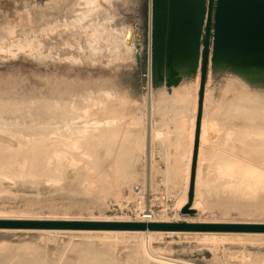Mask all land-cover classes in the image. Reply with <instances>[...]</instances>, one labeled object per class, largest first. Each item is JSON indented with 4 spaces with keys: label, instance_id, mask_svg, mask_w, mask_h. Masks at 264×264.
Masks as SVG:
<instances>
[{
    "label": "rangeland",
    "instance_id": "obj_1",
    "mask_svg": "<svg viewBox=\"0 0 264 264\" xmlns=\"http://www.w3.org/2000/svg\"><path fill=\"white\" fill-rule=\"evenodd\" d=\"M148 43L149 0H0V104L3 107L0 112V139L4 143H16V137L2 130L20 131L27 135L34 133L37 136L42 128L63 126L62 129H66L67 126L61 121L63 116L74 118L77 115L72 125L77 126L80 122L78 126H81L84 117H97L95 113H98L101 104L98 102L105 97L103 91L113 88L118 96H125L128 104L138 113V127L121 128L124 131L118 136L120 144L116 145L136 147L140 162L143 157L140 147H143L145 138L143 120L148 83ZM239 70L232 66L216 67L210 63L205 95L209 122L221 124L231 116L234 110L232 105L240 101L241 92L264 94L263 78H247L241 76ZM198 73L199 65L195 72L184 73L180 83L188 86L190 112L198 90ZM152 86L159 94L167 96L165 108L163 101L158 107L159 118L164 121L169 110L173 117H179L178 112H182L176 104L184 105L186 99L172 98V92H168L164 83L156 81L154 75ZM90 94L93 97L87 96ZM61 97L65 101L69 97L70 101H76H72L73 104L68 100L69 105ZM51 104L54 109L56 107L55 112L57 110L62 114L51 113L44 108ZM68 106L71 107L67 108L70 111H65ZM82 107H89V113L91 111L93 114L83 116ZM71 110L77 114H72ZM126 120L128 118L122 121ZM184 120L189 122L188 119ZM56 121L61 124L54 123ZM242 124V117H237L231 125ZM96 131L103 133L98 129ZM179 133V129L173 127L170 134L174 135V139L162 142L157 147L163 151L172 147H186L189 138ZM209 138L207 149L212 148V142L219 138V132L211 129ZM99 140L101 137H93L88 143L82 141V147H99ZM91 142L93 146L89 145ZM261 145V139L253 136L247 137L245 142L228 140L223 147L228 152L241 155L243 151ZM174 156L180 159L178 153H171L170 159ZM214 165L212 161L206 162L204 174L213 175ZM95 171L102 173L101 165L96 164ZM86 177L81 168L66 164L58 181L44 177L0 178V219L48 222L115 219L109 211L108 201L121 200L110 195L101 204L95 205L89 195L78 192ZM212 178L209 176V179ZM179 182L183 185V178ZM136 183L139 180L133 179L129 186H124L119 192L128 196ZM168 189L171 190L165 187L167 192ZM226 192L208 193L206 197L211 201L210 208H199L193 214L194 218L187 221L264 224V187L242 195L240 192H231L232 195ZM170 215L167 221L185 219L176 216L175 212ZM195 232L203 231L169 234L168 237L167 234L163 237L154 235L153 245L167 256L191 260L196 264H249L242 260L243 252H251L253 258L259 260L252 264H264V230L225 231L233 233L219 244ZM142 244V236L136 233L109 235L101 230L0 227V252H3L0 264H165L145 257Z\"/></svg>",
    "mask_w": 264,
    "mask_h": 264
},
{
    "label": "bare ground",
    "instance_id": "obj_2",
    "mask_svg": "<svg viewBox=\"0 0 264 264\" xmlns=\"http://www.w3.org/2000/svg\"><path fill=\"white\" fill-rule=\"evenodd\" d=\"M62 24L64 25V23ZM63 25L60 24V26ZM64 30L62 29V31ZM239 71L242 73L241 76L247 78H254L256 80L259 78L264 79L263 72L255 73L242 70ZM186 72L188 71H184L183 74ZM147 75L146 110L143 120L145 138L143 147H140V149H143V157L140 162L138 158L139 150L136 147L134 148L137 151H135L133 147H118V145H116V143L120 144L118 142V136L124 131L121 128L129 129V127H138V113L128 104L125 96H118V92L112 90V88L103 91L105 97L98 102L101 103L98 113L96 114V111L94 112L97 117L95 119L84 117L85 120L81 126H78L80 124L79 121L77 126L72 125L75 123L74 118H76L77 113L74 114L71 110L72 114L76 116L72 115L74 118H69L68 115V118L63 116V120H61L67 126L66 129H62L63 126H60L61 128H59V126L56 128H42L38 130L37 136H35L34 133L27 135L20 131L2 130L4 133L16 137V143L15 145L4 143L0 139V178L44 177L49 180L58 181L62 177V167L68 164L75 168H81L82 172L87 175L81 183L84 185L81 186V190L78 192L89 195L90 200L95 205L101 204L111 195L121 201H135V207L141 208L144 203L148 202L150 193H155V190L158 189L159 184L157 174H161L163 176L162 178L165 187H170L171 190H168L174 195L172 212H175L176 216H183L185 218L183 220L187 221L188 218L193 219V214L182 213L179 209L182 210V208L189 202L195 134L199 110L201 63H199V73L197 78L198 90L192 106L190 105L191 112L188 103L189 89L187 84H180V82L178 85H173L170 88L168 87V92H172V98L186 99L183 102L184 105L176 104L177 109L182 113L178 112L180 116L174 117L176 120L175 127L179 129L180 136L189 138L188 142L185 144L186 147H172L171 149L168 148L164 151L160 147H157V145L162 142L167 143L169 139H174V135L170 134V130H172L173 127H171L167 121L169 119L170 110L167 116L163 118L164 121L159 118L161 114L158 113V107L163 101L162 104L165 108L164 102L167 99V96H165L164 93L159 94V92H157L152 86L151 79L153 78L154 73L148 70ZM208 82L209 76L207 75L202 107L199 149L196 162L195 192L191 206L195 210H198L199 208H203L204 210L210 208L211 201L206 197L208 193H218L220 190H223L230 192L229 194H231V192H240L242 195L250 190L256 192L258 187H264V94L241 92L239 94L240 101H237L232 105L234 110L231 116L221 124H215L209 122L207 118V99L205 98V95L207 94ZM117 89L118 87L116 90ZM87 96H91V94ZM70 97L67 99L69 100ZM56 99L58 101V97ZM61 99L64 100L62 97ZM68 100H64V102L67 103ZM72 101L76 100H71L70 103H73ZM124 101L126 103H124ZM59 103L62 105L64 104L61 101ZM44 108L50 110L51 113L55 112L56 109V107L55 109L52 107V104L51 106L46 105ZM67 108L71 109V107L68 106L65 108V111H70V109L68 110ZM1 110H3V107L0 104V112ZM76 111H81V109L74 110V112ZM56 112L61 113L57 110ZM81 113L84 114L83 116H88L86 114L89 113V107H84L83 112L81 111ZM90 113L92 112L90 111ZM237 117H242L243 124L241 126H232L231 124L234 123V120ZM123 118H128V120L123 122ZM184 119H188L187 121L189 122H185ZM52 121L53 120L51 119V122ZM57 122L61 124L60 121L54 123ZM50 123L48 122V124ZM95 128L103 133H95L97 132ZM211 129L219 132V138L215 142H212L211 149H207L206 144L210 140L209 133ZM253 136L261 139L262 147L248 149L243 151L241 155L235 154L231 151L228 152L223 147L228 140L245 142L247 137ZM88 137L89 140H92L93 137H101V141L99 140V147H82V141L89 142ZM89 145L93 146L94 143L91 142ZM157 150L161 153L160 159L156 157ZM171 153H178L181 161L176 156H174L173 159H170ZM159 160L165 162L164 168H159V165L157 164ZM209 161L214 162L215 173L207 176L204 174V167L205 163ZM181 162H183V164ZM96 164L101 165L102 173L98 174L95 171ZM209 176H213V178L209 179ZM182 178L183 185L179 182V179ZM133 179L139 180V183L142 184L140 191H134V186H132V192H130L128 196L120 193L119 190L126 185L129 186ZM224 199L220 201L222 202ZM161 217L167 220L166 218L171 217L170 211L164 210ZM211 221L215 222L216 220ZM101 232L109 235L113 233L139 234L142 236V249L144 250L145 257L155 259L165 264H196L191 260L167 256L164 252L156 249L153 245L154 235L163 237L166 234H188V230H157L146 228L134 230H101ZM195 233L199 234L204 239L212 241L214 244H219L233 232L203 231ZM1 253L3 252H0V256L2 255ZM241 258L249 264H252L255 261L259 262L257 258H253L251 252H243Z\"/></svg>",
    "mask_w": 264,
    "mask_h": 264
},
{
    "label": "water",
    "instance_id": "obj_3",
    "mask_svg": "<svg viewBox=\"0 0 264 264\" xmlns=\"http://www.w3.org/2000/svg\"><path fill=\"white\" fill-rule=\"evenodd\" d=\"M199 63V110L189 202L181 210L187 214L196 213L191 206L194 200L202 107L209 65L214 63L216 67L232 66L242 71L264 73V0H149L148 70L154 73L156 81L169 88L178 85L183 80V72H195ZM0 227L76 230H264V224L260 223L119 219L51 222L0 219Z\"/></svg>",
    "mask_w": 264,
    "mask_h": 264
},
{
    "label": "built area",
    "instance_id": "obj_4",
    "mask_svg": "<svg viewBox=\"0 0 264 264\" xmlns=\"http://www.w3.org/2000/svg\"><path fill=\"white\" fill-rule=\"evenodd\" d=\"M156 157L161 158V153L157 150ZM165 163L160 161L159 168H164ZM163 176L157 174L158 189L155 193H150L148 202L144 203L143 207H135V201H117L110 199L108 201L109 211L114 214L115 219L119 220H133V221H167L161 217L163 211L172 212L174 195L171 192L165 190L163 183ZM142 187L141 183H136L133 187L134 191H140ZM134 203V204H133ZM172 221H178V219H170ZM169 235H167L168 237Z\"/></svg>",
    "mask_w": 264,
    "mask_h": 264
},
{
    "label": "crops",
    "instance_id": "obj_5",
    "mask_svg": "<svg viewBox=\"0 0 264 264\" xmlns=\"http://www.w3.org/2000/svg\"><path fill=\"white\" fill-rule=\"evenodd\" d=\"M173 114H172V112L170 111V113H169V119L167 120L168 122H170L171 124V127H175V122H176V120L174 119V117L172 116Z\"/></svg>",
    "mask_w": 264,
    "mask_h": 264
}]
</instances>
